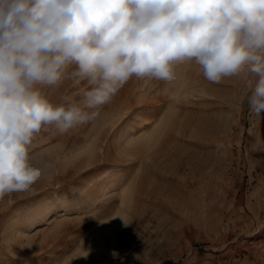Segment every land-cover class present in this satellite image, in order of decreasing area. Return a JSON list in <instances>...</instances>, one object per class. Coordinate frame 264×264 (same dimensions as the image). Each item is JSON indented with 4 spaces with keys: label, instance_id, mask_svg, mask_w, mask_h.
Listing matches in <instances>:
<instances>
[{
    "label": "rangeland",
    "instance_id": "1",
    "mask_svg": "<svg viewBox=\"0 0 264 264\" xmlns=\"http://www.w3.org/2000/svg\"><path fill=\"white\" fill-rule=\"evenodd\" d=\"M173 68L171 81L130 78L93 123L34 137L30 162L54 167L0 198V264H264L255 78ZM42 91L60 104L78 89Z\"/></svg>",
    "mask_w": 264,
    "mask_h": 264
},
{
    "label": "clouds",
    "instance_id": "2",
    "mask_svg": "<svg viewBox=\"0 0 264 264\" xmlns=\"http://www.w3.org/2000/svg\"><path fill=\"white\" fill-rule=\"evenodd\" d=\"M193 59L213 83L254 77L264 113V0H0V198L54 167L30 162L42 129L93 123L133 76L171 81ZM65 81L78 91L53 104L42 89Z\"/></svg>",
    "mask_w": 264,
    "mask_h": 264
},
{
    "label": "bare ground",
    "instance_id": "3",
    "mask_svg": "<svg viewBox=\"0 0 264 264\" xmlns=\"http://www.w3.org/2000/svg\"><path fill=\"white\" fill-rule=\"evenodd\" d=\"M118 219V218H117Z\"/></svg>",
    "mask_w": 264,
    "mask_h": 264
}]
</instances>
